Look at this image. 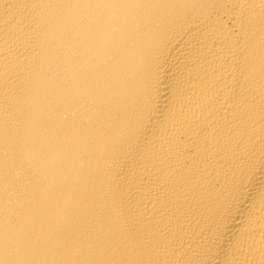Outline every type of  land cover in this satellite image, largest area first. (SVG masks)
Returning <instances> with one entry per match:
<instances>
[{
  "label": "bare ground",
  "instance_id": "1",
  "mask_svg": "<svg viewBox=\"0 0 264 264\" xmlns=\"http://www.w3.org/2000/svg\"><path fill=\"white\" fill-rule=\"evenodd\" d=\"M0 264H264V0H0Z\"/></svg>",
  "mask_w": 264,
  "mask_h": 264
}]
</instances>
